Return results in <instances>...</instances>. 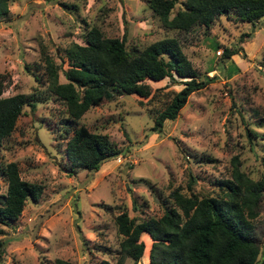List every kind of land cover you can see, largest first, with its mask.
I'll return each mask as SVG.
<instances>
[{"label":"rangeland","instance_id":"374dc122","mask_svg":"<svg viewBox=\"0 0 264 264\" xmlns=\"http://www.w3.org/2000/svg\"><path fill=\"white\" fill-rule=\"evenodd\" d=\"M92 26L104 37L122 39L127 50L175 33L162 26L147 0H9L0 18L1 96L21 93L34 101L0 144V195L1 171L9 162L21 180L42 187L35 202L27 200L10 225L0 226L6 242L0 264H52L55 258L133 264L118 246L120 211L140 219L160 216L171 190L188 191L190 175L193 193L214 195L215 181L229 178L233 157L245 175H260V140L248 131L264 132V16L253 25L221 18L209 29L194 27L181 35V50L199 78L213 79L187 97L174 119L163 121L160 134L147 131L170 92L182 87L179 79L146 80L154 93L150 100L136 94L103 99L75 121L63 100L47 90L41 53L66 68L63 49L72 42L83 45ZM245 33L250 36L240 40ZM224 47L240 50L223 59ZM64 81L58 72V82ZM78 125L107 135L126 152L95 172H70L64 146ZM252 224L262 241L264 192ZM139 240L143 251L136 264H148L151 240L145 233Z\"/></svg>","mask_w":264,"mask_h":264},{"label":"trees","instance_id":"16d2710c","mask_svg":"<svg viewBox=\"0 0 264 264\" xmlns=\"http://www.w3.org/2000/svg\"><path fill=\"white\" fill-rule=\"evenodd\" d=\"M8 2L0 0V18L6 15ZM147 4L162 26L175 32L173 35L141 49L127 50L122 39L104 37L92 26L85 33L83 45L72 42L63 49L66 68L53 64L41 53L46 88L63 100L71 121L78 120L89 107L114 96L136 94L150 100L154 93L146 80L179 79L182 87L170 92V98L155 112L147 131L160 134L163 121L174 119L187 97L213 79L199 78L181 50V35L194 27L209 29L221 18L253 25L264 16V0H147ZM249 36L245 33L239 39ZM239 50L224 47L221 58L228 59ZM260 60L264 62V49ZM58 72L64 82H58ZM34 77L39 80V76ZM2 91L0 80V144L11 134L24 108L34 109L30 95L3 97ZM261 117L264 121V110ZM248 135L258 137L261 144L257 158L261 172L257 178L241 172L233 157L229 178L215 181L219 191L214 195L193 193L190 175L188 191L184 194L177 188L171 190L161 203L160 216L140 219L120 211L115 225L122 256L136 264L143 251L139 237L145 233L151 240L148 264H264V238L257 241L252 224L264 192V132L248 131ZM125 152L107 135L90 132L84 125L73 129L64 146L70 172L76 169L95 172L103 162ZM1 175L5 189L0 195V226H8L19 216L27 200L35 202L40 197L42 187L21 180L13 162L5 165ZM5 243L0 239V258ZM52 264L74 263L55 258Z\"/></svg>","mask_w":264,"mask_h":264}]
</instances>
